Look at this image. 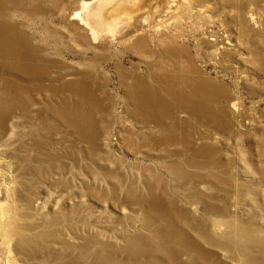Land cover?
<instances>
[{"label": "rangeland", "instance_id": "1", "mask_svg": "<svg viewBox=\"0 0 264 264\" xmlns=\"http://www.w3.org/2000/svg\"><path fill=\"white\" fill-rule=\"evenodd\" d=\"M84 1L89 0H64L61 6L54 5L49 1L50 3L48 2L46 7L57 11L60 19L55 21L56 25L54 23L49 24L50 27L48 26L49 28L46 29L43 28L44 19L40 15L34 20L24 15H17L12 11L7 13L10 22H13L12 18L14 17V23L18 24L19 30L31 36L35 45L39 43L45 48V51L47 50L46 54L44 52L45 60L53 63L58 62L57 67H53L51 70V82L55 81L60 73L65 74L71 71L83 73L90 70L96 77L95 85L102 88L99 96L102 97L106 103V108H108L100 113V116H96L100 122L102 121V135L100 134L97 141L99 144L94 146L78 139L75 140V137L70 135V131L63 126L61 131L55 130L56 132L47 129L36 118V114L43 111V102L50 100L49 94L32 91L30 94L32 104L28 107L29 117L24 118L22 115H16L12 121L7 120L5 126L10 133L15 127L17 133L27 132L31 138L28 146L23 143L22 138L18 139L15 135L9 136L5 144L0 143V200L4 198L3 189L6 186L9 184L16 185L13 177L16 173L14 172H17L18 165L19 167L22 165V168H31L28 172L34 170L29 174L35 173L37 175L32 174V177L29 175L24 177L17 174L20 182L28 181L37 191L43 190L41 194L44 197L43 208L35 209L34 215L36 217L20 216L19 219L23 220L22 223L28 227H40L41 220L39 218L41 216L39 213L42 216L51 214L55 207L61 208L63 218H60L58 225L50 227V223H48V228H46L49 232H55L58 242L44 244L43 241H37L30 247L28 257L10 253L9 243L0 239V264H8L7 262L9 264H38V261L39 264H191V258L181 251L177 253V248H179L177 243L165 236L168 224L162 218L159 208L162 206L165 208L168 206H165L167 202L169 204L170 201L177 200L178 205L174 204L181 212L188 215L196 224H202L204 230H208L209 226L212 227L210 230L213 233L216 230L217 233L214 234L220 236L225 230L223 227L215 226V224L221 219L204 213L202 206L194 202V198L198 196L207 199L212 194L215 198L218 197L217 201L213 200L214 204L215 202L216 205L220 203L219 206L228 207L232 212L237 211L234 213L238 216L245 213V217L241 216L248 219L256 218V215L257 217L259 215L255 221L263 227L264 0L98 1L92 6V9L101 14L103 18L97 29L102 33L104 32L103 36L108 40L112 36L114 37L105 50L106 52L92 50L91 52L85 51V55L81 54L83 52L81 46L73 44L71 47L66 39H58L55 35L56 28L62 31L63 36L69 33L68 27L62 23V20L66 13L71 16L80 10ZM121 3L128 13H136V22L125 13L113 14V9ZM142 4L145 6L144 10H140ZM80 13L82 17H85L86 12L80 10ZM165 14L168 17L162 20ZM251 16L255 18L254 21L250 20ZM140 18L143 19L138 20ZM141 21L144 24L150 23L151 28L149 29L156 36H159L165 28L172 31L167 35L172 46L184 45L188 49L190 59L202 70L205 77L213 79L228 89L233 101H236L239 107L238 113L234 114L236 117L233 116L231 119V128L215 130L213 125L196 123L192 124L193 128L187 132L184 128H167V124H164L168 130L163 133L159 127L144 125L132 117L124 99L125 81L128 84H131L132 81L131 79H124L120 70L131 71L138 77H148L151 82L153 77H167L170 72H173V67L170 65L172 60L169 58L161 60L159 66L157 64L149 65L138 56V53L126 47L130 40L122 42L118 39L120 35L125 33L124 28L125 30L128 29L126 32L135 30L142 26ZM48 38L50 40H47ZM39 39L45 42L42 43ZM212 39L215 40L211 41ZM151 49L156 53L160 50L155 42L152 43ZM87 56L90 59L93 56L100 57V59L92 63L86 60V58L88 59ZM103 57L105 58L103 59ZM180 74L179 76H181ZM72 78L69 77L70 80ZM69 79L67 78V81ZM55 83L57 82L55 81ZM31 85L34 86L33 88L36 86L35 84ZM175 116L177 117L175 120L184 121L187 119L183 113L177 112ZM169 124H171V120L168 121L167 126L172 125ZM16 131L14 130V132ZM65 134H68L69 138H67L68 135L65 137ZM169 134L190 140V149L192 150H196L199 146L208 145L214 149L217 148L220 159L228 167L224 176L227 182L219 183L213 179H208V185L201 184L199 177L211 169L204 170L187 164L185 159L187 156L186 147L182 145L183 143L157 147L149 145V142L160 143ZM35 143L36 145H34ZM17 145L21 148L25 146V153L30 148L29 153L22 154L24 150L21 151ZM93 147H96L95 150ZM24 155L26 158L23 157ZM27 156L33 159L30 158L29 160L28 158V162L26 161ZM34 158L39 159L36 162ZM47 159L50 162L56 159L57 162L54 169L57 167L55 174L59 179V185L55 188L50 186L49 175L51 174H48L47 171L51 169V166ZM41 160H46V162L42 164ZM171 163H178L183 169L194 173L192 181L186 182L174 178L167 168V165ZM36 165H39V168ZM21 167L20 169H22ZM13 169L16 171L11 172ZM11 178L12 180H10ZM205 178L206 176H203V182ZM19 184H17V191ZM44 190L46 194H44ZM131 192H135L137 196L148 200V202L151 199L150 195L155 194L159 198L160 206L149 204L150 202H144L145 204L142 202L140 206L139 203L137 204L131 199ZM17 198L15 196V200ZM15 200L16 205L21 204ZM164 202L166 203L164 204ZM20 211L23 214L26 213L25 209ZM48 221H51V218ZM177 227L179 230L182 229L181 231L186 235H190L189 238L202 248L204 247V250L218 255L222 262L241 264L232 261L230 253H224L218 248L208 246L186 222L178 221ZM188 228L189 233L187 232ZM260 236H264V232ZM47 245L53 246L52 249L50 246L48 248ZM174 245L177 246L174 248ZM49 249L50 252L48 253ZM226 253L229 256L228 259ZM51 259H55L54 263H51Z\"/></svg>", "mask_w": 264, "mask_h": 264}, {"label": "bare ground", "instance_id": "2", "mask_svg": "<svg viewBox=\"0 0 264 264\" xmlns=\"http://www.w3.org/2000/svg\"><path fill=\"white\" fill-rule=\"evenodd\" d=\"M49 1L57 6H61L62 3L64 2V0H0V79H1L0 143L2 142L3 144H5L9 136L15 135L18 139L22 138V141L24 144H26V146L29 145V140L31 137L27 132L26 133L23 132V134L17 133L16 131L17 129H15L14 127V129L12 128L10 133V131L5 126V123L7 122V120L12 121L13 118L16 117V115L17 116L22 115L24 118L29 117L30 114L28 113V107L32 104L30 94L32 93V91H35L37 93H45L50 95V100L49 101L46 100V102H43V111L36 114V118L44 125L45 128L54 131L55 130L61 131L62 130L61 128L63 126L70 131L71 133L70 135H73L75 137V140L78 139L81 142H87L89 145L94 146L96 144H99L97 143V141L100 138V134L102 135V129H101L102 121L100 122V119L96 118V116H100V113H103L108 108V107L106 108L105 101L102 99V97L99 96L100 94L99 92H101L100 90L102 88L95 85L96 77L93 75L94 73L90 70L85 71L83 73H80L78 71H71L65 74L60 73L59 75H57V78L55 80L57 83H55V81L51 82L52 81L50 79L51 70L53 67H57L58 62L53 63L50 61L48 62L47 59L45 60L44 52L46 54L47 50L45 51V48L40 46L39 43L35 45L32 42L31 36L21 32L19 30V27L17 26L18 24L14 23L15 21L13 16H12L13 22H10L11 20H8L7 18L8 17L7 13L10 11H12L17 15H24L29 19H34L35 17L40 15V17L44 19L43 24L45 25L43 26V28L44 29L49 28L50 27L49 24L52 23L55 24V21L57 19H60L57 15V11H53L46 7V4ZM98 1L103 2L107 0H91V1L89 0L82 2L80 10H82V12L83 11L86 12L85 17L81 16L80 10H77L71 16H68L67 13L65 14L62 23L69 29V33L66 36H63L62 31L57 30L56 28L55 35L58 39H66V41L70 44V46L73 44H77L78 46H81L83 48L82 50L83 52H81V54L84 55H85L84 53L85 51L91 52L92 50H96V51L98 50V52L100 51L106 52L105 50L109 47V44H111V40L114 37L112 36V38L108 40L103 36L104 32L102 33V31L100 32L97 29V27L100 25V22L103 21V18L101 17V14H99L97 11L92 9V6L94 5V3ZM143 4L141 6L142 9L140 10L145 9V6ZM114 13L116 15L125 13V15L130 17L131 20H133L134 22L137 21L135 15L136 13L135 12H133L132 14L128 13L126 8L123 7L122 3L113 9V14ZM167 17L168 16L165 14L162 20H164ZM142 19L140 18L138 20H142ZM254 19L255 18H253L252 16L250 17V20L254 21ZM149 28H151V24L147 22L145 24L142 22L141 27L139 28L137 27V29L129 32H126L128 29L126 28L125 30L124 28L125 33L120 35L118 39L122 42L130 40V43L126 47L138 53L139 54L138 56H140L143 59V61L149 65L154 66V64H157V66H159L160 64L159 62H161V60L163 61L165 60V58H169L170 60H172V63L169 61V64L171 63L170 65L171 67H173L174 70L172 69L173 72L171 73L169 69L170 74L167 77L165 76L153 77L152 82L150 81L151 79H148V77H138V75L135 76V74L132 73L131 71L120 70L121 76L124 79L127 80L131 79L132 81V82L129 81L131 82V84H128L124 80L125 81L124 99L128 105V110L130 111L132 117L135 120L141 121L144 125L147 126L153 125L154 127L155 126L159 127L163 133L166 132V130H168L166 129V127L184 128L185 131L189 132L193 128L192 124H196V123L213 125L214 126L213 128L215 130L221 128H226V129L231 128L230 127L232 122L231 119L233 118V116H235L234 114L238 113L239 107L237 102L233 101V98L230 95L231 93L228 92V89L225 86L218 84V82L214 81L213 79L206 78L205 75L202 73V70L190 59V54L188 52V49L184 45L172 46V44L168 40L169 37L167 36L168 33H171L172 31H170L168 28H165L163 31H161V34L159 36H156V34L151 33ZM157 30L160 31L159 29ZM118 31L120 32V30ZM39 33L41 34V32ZM47 40L50 39L48 38ZM214 40L215 39H212L211 41ZM40 42L42 41L40 40ZM154 42L157 44V48L158 47L160 48V50L157 51V53L156 51L153 52L151 49L152 43ZM88 56L90 55L88 54ZM104 58L105 57H103V59ZM99 59L100 57L97 56L95 57L93 56L91 59L89 57L88 59L86 58L88 62L91 61L92 63L98 61ZM164 64L161 65L165 66ZM179 73H181L180 74L181 76H179ZM69 77H73L72 80H70ZM67 78L69 79V81H67ZM31 84H35L36 85L35 88H33L34 86H32ZM20 108L23 109L21 110ZM177 112L181 114L183 113L187 119L184 121H179V119L175 120L176 117L175 115ZM170 120L172 125L169 124L171 126H167L168 121ZM164 124L165 125L167 124L166 127ZM14 130L16 132H14ZM69 131L66 132L69 133ZM66 135L68 134H65V137ZM67 138H69V135ZM175 139H178L180 142H176L178 140ZM184 139L185 138L181 139L179 137H175L169 134L166 137H164L160 143L149 142V145L157 147L161 145L169 146V145H176L177 143L178 144L183 143L182 145H185L186 147L185 150L187 156L185 159L187 164H189L191 167H199L200 169H204V170L211 169V170H207L205 172V175H201L199 177V181L201 184L208 185V181L211 179L219 183L227 182L224 176L226 175L228 167L223 163L222 159H220L219 151L216 150L217 148L214 149L208 145V146H199L197 147L196 150H192L190 149L191 146L190 140H184ZM34 145H36V143ZM18 146L19 145H17V147ZM19 148H21V146H19ZM24 148L26 147L24 146L23 148H21V151H23ZM94 148L96 147H93V149ZM29 149L30 148H28V150L26 149L27 154L29 153L28 152ZM16 153L18 152L16 151ZM26 153L24 150L22 154H26ZM15 156L17 158V154ZM25 156L26 155H24L23 157L26 158ZM28 158L29 157L27 156L26 161H28ZM34 159L36 161L39 158L38 159L34 158ZM22 160L24 161V159ZM47 161H49V159H47ZM44 162H46V160L44 161L41 160L42 164ZM16 163L18 164V162ZM21 163L22 161L20 162V164ZM56 163H57L56 159H53L49 163L51 169L47 171L48 174H51L49 175L50 186L54 188L59 185L58 183L59 179L55 174L57 167L54 169ZM36 166H38L39 168V165ZM20 167L18 165L17 169L15 168L17 172H14L16 171L15 169L11 171L16 173V175L13 176L16 185L12 186L9 184L8 186L5 187V189H3V191L5 192V194L3 195L4 198L3 200H0V239H3L9 243L10 253H15L16 255L22 254L28 257V255H30L29 253L30 247H32V245H34L35 242L43 241L44 244L45 243L52 244L54 242H58L57 241L58 237H56L55 232H49L46 230V228H48L47 227L48 223H50L49 224L50 227L52 225L54 226L58 225L59 220L60 218H63V215L60 210L61 208L58 209V207L57 208L55 207L53 208L54 211L51 214H45L42 216V214L39 213L41 216L39 218L41 220L40 227H36V226L28 227L26 224L22 223L23 220L21 221V219H19L20 216L29 217V218L36 217V215H34L36 212L35 209L43 208L44 197L41 194L43 190L37 191L34 186H31V184L28 183V181L20 182L19 176L27 177L29 175L32 177V174L37 175L35 173L29 174L33 170L32 169L30 172H28V170H30L31 168L27 169L23 166L24 168L21 167L23 169L22 170L20 169ZM167 168L168 171H170L173 174L172 176H174V178L176 179H181V180H185L186 182H189L192 181L194 177L193 175L194 173L192 174L187 170L183 169L182 166L178 163H174V164L171 163L167 165ZM35 169L37 170V167H35ZM212 169L214 170L212 171ZM17 174H19V176H17ZM203 176H206L204 182L202 181ZM10 180H12V178ZM17 184H19V188H18L19 192L17 191ZM148 187L150 188V185H148ZM44 194H46L45 190H44ZM15 196L18 197L17 200H15ZM130 197L132 200L137 202V204L138 203L140 204L142 202L143 204H145L144 202L147 203L150 202L149 204L152 203L153 205L160 206L159 198L155 194L150 195L151 199L150 197H148L150 199L149 202L148 200H145L137 196L135 192H131ZM190 197H192V195ZM217 198H215L213 194L210 195L209 198L207 199L198 196L197 198H194V202L199 203L202 206V210L204 213L209 214L210 216H214L215 218L221 219L218 221L219 223L217 222L215 224V226L217 225L220 228L223 227L225 230V232L220 236L214 234L215 232L217 233L216 230L214 231V233L212 232V230H210L212 227L210 228L209 226L208 230H204L202 228V224H196L194 220L188 217V215L181 212L179 208L176 206L178 205L176 203L177 200L175 201L172 200L169 202V204L168 202L167 204H165L166 202H164L165 206L167 205L168 206L165 208H162L163 206L159 208V212L162 213L161 215L162 218H164L168 224L167 226L168 230L165 236L169 240L177 243L179 247L177 248V253L178 251L179 253L181 251L185 255L189 256L192 260V262H190L191 264H201V263L226 264L227 263V262H222V259L218 255L204 250L203 249L204 247L202 248L198 243L194 242L191 238H189L190 235L188 236L185 233H183L181 231L182 229L179 230L177 227V222L183 221L186 222L188 226L192 229V231H194L199 237H201L200 239H202L208 246H211L213 248H218L219 250H222L224 253L225 252L230 253L231 254L230 259L232 261L241 264H264V236H260L261 233L264 232L263 230L264 226L261 227L260 224H258L255 221V219L258 218L259 215L258 217L256 215V218L251 217L245 219L243 218V216L245 217L246 215L245 213L239 214L240 216H238L235 214L237 213V211L236 212L234 211L235 212L234 213L231 211V209L229 210L228 207L219 206L221 205L220 203L216 205L217 203L215 202L214 204L213 200L215 201ZM14 200L17 202L18 201L21 202L22 207L20 203L16 205ZM174 203H176V205ZM22 209H25L26 213L23 214L20 211ZM63 213L65 212L63 211ZM160 213H158V215H160ZM49 218H51V221H48ZM205 221L204 223H206ZM212 224L214 225V223ZM188 230L189 228L187 229V232ZM219 230L221 231V229ZM170 244L172 243L170 242ZM56 245L57 243L55 244V246ZM162 246L159 247L163 248ZM176 246L174 245V248ZM52 247L50 246V249H52ZM68 247L70 248V246ZM50 249L48 253L50 252ZM156 249H160V248H156ZM48 253L47 255H49ZM166 253L168 252L166 251ZM228 253H226V255ZM52 254L54 253L52 252ZM170 256L172 257L171 254ZM227 257L229 256L227 255L226 258ZM27 259L29 260V258ZM54 260H52L51 263ZM33 262L35 263V261ZM180 262L181 261H179V263ZM7 263L9 264V262Z\"/></svg>", "mask_w": 264, "mask_h": 264}]
</instances>
